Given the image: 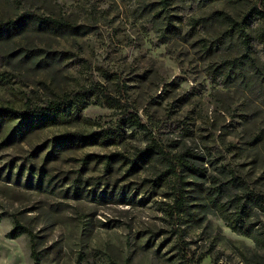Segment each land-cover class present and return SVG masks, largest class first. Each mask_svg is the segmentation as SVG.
Wrapping results in <instances>:
<instances>
[{"label":"rangeland","instance_id":"rangeland-1","mask_svg":"<svg viewBox=\"0 0 264 264\" xmlns=\"http://www.w3.org/2000/svg\"><path fill=\"white\" fill-rule=\"evenodd\" d=\"M260 2L0 0V109L87 96L0 144V264H264Z\"/></svg>","mask_w":264,"mask_h":264},{"label":"trees","instance_id":"trees-1","mask_svg":"<svg viewBox=\"0 0 264 264\" xmlns=\"http://www.w3.org/2000/svg\"><path fill=\"white\" fill-rule=\"evenodd\" d=\"M162 3H167L168 0H160ZM203 3H209L214 0H200ZM217 17L221 18L223 22L227 25V29L232 34L237 35V39L240 41V45L243 48V57L246 58L249 62H255V58L250 55L249 52V34L247 32L248 28L251 26V23L255 20L260 21V28L258 30L259 37H263V54H264V4L260 2L259 4L252 5L247 11H245L242 15L238 18H234L225 12H216ZM31 18L27 14H21L15 19H7L4 21H0V36L10 35L11 32L17 31L19 29L24 28L28 21ZM42 24L45 19H40ZM255 64V63H254ZM85 97V98H84ZM87 96L84 92H76L73 94H67L64 97L58 98L56 100L50 101L45 106H37L32 108H27L25 110H6L0 109V119L2 118H10L13 119L15 117H20L21 119L17 124L13 127V129L6 135L2 143L4 144L7 142L12 141L15 138L22 136L26 131L33 127H40L50 123H54L57 121H62L67 118L77 117L79 112L81 111L82 107L85 106ZM126 118H122V121H125ZM121 120V119H120ZM131 120V119H128ZM108 134V133H107ZM106 134V135H107ZM116 133H114L115 135ZM104 135V136H106ZM83 138L84 141L87 138ZM108 141L113 140L111 136H108ZM68 141H73V138L70 137H59L56 139L57 144H64ZM108 159L112 158V155L107 156ZM106 163H109L108 161ZM194 169V168H193ZM37 186H40V179L37 181ZM224 186L219 188L218 190H222ZM181 188H179L180 190ZM182 190V189H181ZM251 202L259 201V198L251 195L249 197ZM182 195H179L176 199V202H179L182 205ZM213 200V199H212ZM214 202V200H213ZM180 207V206H179ZM178 207V208H179ZM246 207V202L241 206V212L244 211ZM36 257V256H34ZM34 259H37L34 258Z\"/></svg>","mask_w":264,"mask_h":264}]
</instances>
